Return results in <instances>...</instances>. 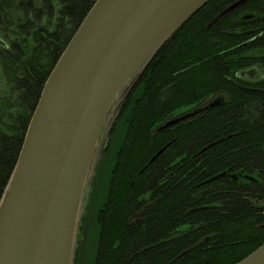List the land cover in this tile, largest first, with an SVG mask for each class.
Returning a JSON list of instances; mask_svg holds the SVG:
<instances>
[{
	"label": "trees",
	"instance_id": "1",
	"mask_svg": "<svg viewBox=\"0 0 264 264\" xmlns=\"http://www.w3.org/2000/svg\"><path fill=\"white\" fill-rule=\"evenodd\" d=\"M95 1L0 0V201L44 84ZM237 1L209 0L126 88L73 260L94 246L97 264H234L264 243V0L220 16ZM251 68L260 77L241 75Z\"/></svg>",
	"mask_w": 264,
	"mask_h": 264
},
{
	"label": "water",
	"instance_id": "2",
	"mask_svg": "<svg viewBox=\"0 0 264 264\" xmlns=\"http://www.w3.org/2000/svg\"><path fill=\"white\" fill-rule=\"evenodd\" d=\"M208 1H95L44 84L1 198L0 264H72L88 174L112 105ZM234 264H264V243Z\"/></svg>",
	"mask_w": 264,
	"mask_h": 264
},
{
	"label": "rangeland",
	"instance_id": "3",
	"mask_svg": "<svg viewBox=\"0 0 264 264\" xmlns=\"http://www.w3.org/2000/svg\"><path fill=\"white\" fill-rule=\"evenodd\" d=\"M5 89H6L5 81L0 76V94H3L5 92L4 91ZM122 98H123L122 94H120L117 97V99L115 100L114 104L112 105V109H111V111H110V113H109V115H108V117H107V119H106V121L104 123V127H103V130H102L100 139H99V143H98L97 150H96L93 162H92V166H91L89 174H88V179H87V184H86V188H85L84 199H83V204H82V210L81 211H83V207L85 205V202L87 201L86 197H88L87 196L88 195V191L90 190L89 184H90V181L92 179V176L94 175L96 164H97V162H98V160L100 158V155H101V150L105 147V144H106V141H107L108 129L111 126V123H112V120H113V117H114V111L119 106Z\"/></svg>",
	"mask_w": 264,
	"mask_h": 264
},
{
	"label": "flooded vegetation",
	"instance_id": "4",
	"mask_svg": "<svg viewBox=\"0 0 264 264\" xmlns=\"http://www.w3.org/2000/svg\"><path fill=\"white\" fill-rule=\"evenodd\" d=\"M239 1H241V0H238L237 2H239ZM246 0H244V1H242V2H240L239 4H241V3H243V2H245ZM237 2H235V3H237ZM235 3H233L232 5H234ZM238 4V5H239ZM231 5V6H232ZM238 5H236L235 7H233L232 9H234V8H236ZM230 6V7H231ZM230 7H228V8H230ZM227 8V9H228ZM231 9V10H232ZM231 10H229V11H231ZM229 11H227V12H229ZM224 12V11H223ZM221 13V15L220 16H223L225 13ZM258 70H256L255 68H251V69H249V70H247V71H245V73H242L241 75L244 77V78H246V79H249V80H251V79H255V78H258V77H260V74L257 72ZM137 79V78H136ZM135 79V80H136ZM134 80V81H135ZM133 81V82H134ZM133 82H132V84H133ZM122 95H123V97H124V94H125V91H123L122 93H121ZM116 111V110H115ZM114 111V117L116 116V112ZM113 117V118H114ZM83 239V238H82ZM81 239V240H82ZM98 253H99V249L98 248H96V247H94V246H91L90 248H85L84 246H82V247H80L79 249H78V254H80V255H75V260H73V263L72 264H97V262H98Z\"/></svg>",
	"mask_w": 264,
	"mask_h": 264
},
{
	"label": "bare ground",
	"instance_id": "5",
	"mask_svg": "<svg viewBox=\"0 0 264 264\" xmlns=\"http://www.w3.org/2000/svg\"><path fill=\"white\" fill-rule=\"evenodd\" d=\"M136 77H137V76H136ZM136 77H134L133 81L136 79ZM133 81H132V82H133ZM132 82H131V83H132ZM127 87H128V86H127ZM127 87H126V88H127ZM126 88L124 89V91H126ZM109 131H110V130L108 129V134H109ZM108 134H107V136H108ZM169 144H170V142H169ZM167 146H168V144H166V145L163 147V150H164ZM161 150H162V149H161ZM163 150H162V151H163ZM162 151H161V152H162ZM158 152H160V150H159ZM158 152H157V153H158ZM161 152H160V153H161ZM157 153H156V154H157Z\"/></svg>",
	"mask_w": 264,
	"mask_h": 264
}]
</instances>
